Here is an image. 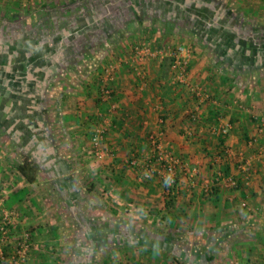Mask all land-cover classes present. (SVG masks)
<instances>
[{
	"label": "crops",
	"instance_id": "1",
	"mask_svg": "<svg viewBox=\"0 0 264 264\" xmlns=\"http://www.w3.org/2000/svg\"><path fill=\"white\" fill-rule=\"evenodd\" d=\"M53 4L55 38L11 41L0 64V197L17 212L13 237L31 231L25 264H264V0H50L47 9ZM121 13L137 19L122 25ZM154 23L161 35L166 24L189 35L188 82L211 96L196 105L197 121L188 117L194 93L172 83L167 58L122 53L134 27ZM92 26H111L98 29L111 35L83 38ZM122 58L102 100L104 67ZM104 116L110 154L97 159L90 138ZM226 123V159L240 184L206 195L200 180L212 175L222 147L215 130ZM155 132L182 160L170 190L157 173L143 177ZM228 146L251 160L248 181ZM25 156L40 167L35 183L17 171Z\"/></svg>",
	"mask_w": 264,
	"mask_h": 264
},
{
	"label": "built area",
	"instance_id": "2",
	"mask_svg": "<svg viewBox=\"0 0 264 264\" xmlns=\"http://www.w3.org/2000/svg\"><path fill=\"white\" fill-rule=\"evenodd\" d=\"M133 54L131 58L139 62H146L153 59L162 60L165 57L172 59L171 63V81L173 84H181L189 87L194 93L196 98L201 102L209 98V92L202 86L190 85L187 78V68L191 58V50L182 44L176 45L174 48H156L153 47L149 41H143L142 43H136L132 46ZM123 63L119 61L112 62L108 66L104 67L102 74V87L100 96L102 100H110L112 97V90L109 83L114 79L115 69L117 65ZM136 74L143 78L144 74L141 70H136ZM145 82H142L143 85ZM110 107L116 108V104L110 101ZM196 109V108H194ZM192 119H195V114H190ZM259 128L258 131L264 130V117H258ZM110 127V121L107 116L101 118V122L95 127L91 134L90 142L92 147V153L97 159H103L110 154V150L104 148L102 142L106 136V133ZM231 128L230 123L219 126L215 131L216 133L228 134ZM149 141L151 142L152 154L148 159L147 167L143 176L150 178L153 173H157L160 177L167 181V184H172L177 174V168L182 163L181 158L173 153L169 143L166 142L162 132H155L149 135ZM228 152V150L226 151ZM237 168L240 173L243 174L245 181L249 180L252 163L250 159H247L242 152L238 154ZM128 161L132 164L136 163L134 154L131 155ZM195 173V168L192 169ZM237 179L233 175H224L221 170H217L216 174L205 178L201 183V191L212 192L215 186H225L233 188L236 186ZM17 216V212L9 210L5 206L4 199L0 197V263L2 264H25L31 249V231L25 230L20 235L13 237L11 223ZM10 246L11 249L7 250L6 247Z\"/></svg>",
	"mask_w": 264,
	"mask_h": 264
},
{
	"label": "rangeland",
	"instance_id": "3",
	"mask_svg": "<svg viewBox=\"0 0 264 264\" xmlns=\"http://www.w3.org/2000/svg\"><path fill=\"white\" fill-rule=\"evenodd\" d=\"M49 2H50V0H0V38L3 39L2 41L8 42V44H12V42H18V40H22L24 38L25 39L27 38L30 40L35 39V40H42V41L52 40V38H55V36H53L54 35L53 30L49 29V26H50L49 21L51 19V13H52V11H54V9H52L54 7V4L50 5L51 6L50 9H47V6L49 7ZM38 9L42 10V11H39ZM56 15L54 17L57 18ZM60 15L61 14L59 13V16ZM128 15L121 13L120 21H121L122 25L126 26V24H129L128 23L129 20L130 21L133 20V23H134V20L137 19V17L132 18V15L131 16L130 15L128 16ZM54 17H53V19H54ZM116 19H117V17H116ZM146 21L148 22L150 20L147 19ZM149 25H151V22H149ZM155 25L156 26H147V30H145V31L143 30L144 28L140 29V28L134 27L132 30V34H129L127 36L129 38L128 39L125 38L129 41L130 49H128V51L124 50V52H122V53L132 56V54H133L132 46L136 43H142L143 41H149L152 44V46L156 47V48H168V47L174 48L178 44H185V45L188 44L190 46L189 48L192 52L191 43L188 40L189 35L185 31L182 32L181 30L179 31V29H178V34H173L174 33V32L172 33V31H174L173 26H170L171 30H169L167 28L166 29V35H164V34L161 35L160 29L163 28L164 26H159V25H161L160 23H156ZM132 26H134V25H132ZM135 26H139V25H135ZM166 26H168V25H166ZM105 27L109 29L111 26H108V27L107 26H104V27L92 26L91 27L92 30L88 31V33H87L88 36L83 35V38H86L88 40H93V39L101 40V39H104L102 37H105L107 35L109 37V35H111L110 30L108 31V33L103 32L104 35L98 34L101 32V31H98V29L102 30V28H103V30H104ZM144 27H146V26H144ZM182 27L184 28V26H182ZM182 27H181V29H182ZM108 29H105V30H108ZM149 29H151V30H149ZM245 33H247V32L245 31ZM123 35L124 34H122L121 37ZM124 36L122 38H124ZM62 40H64V38ZM165 58H167V60L170 61V66H171L172 59L170 57H165ZM110 63H112V62L111 61L108 62L106 64V66H108ZM136 70H141L143 72V70L140 69L139 66L136 67ZM143 74H144V72H143ZM186 88H187V86H186ZM194 96H192V104H191L192 108L188 110V117L193 122H194V120L197 121V118L199 120L200 116H199V114L197 115V111H196L195 112L196 118L192 119L189 116L190 115L189 113H191L192 109L194 111L198 110L199 106H198V108H196V105H200V104H202L201 102H203V101L200 102L196 98L194 100ZM194 107L196 109H194ZM193 130H194V127L185 128L183 134L187 138H192V137H194V134H195L194 133L192 135L191 132H193ZM209 135L212 136L213 134L209 133ZM211 138H213V137H211ZM231 148L232 147L228 146V149H231ZM238 153H239V151H234V150H232V153H229L230 155L234 156L232 162L234 163V166H236V167L238 165V160H239L238 155H237ZM213 163L217 164V161L214 160ZM216 167L217 166H215V168ZM194 168H195V173H197V170H198L197 167H194ZM215 170L217 171V169H215ZM211 174H213V173H211ZM215 174L216 173H214V175ZM211 176H213V175H209L208 177H211ZM208 177H206V178H208ZM204 179H202L200 181H203Z\"/></svg>",
	"mask_w": 264,
	"mask_h": 264
},
{
	"label": "trees",
	"instance_id": "4",
	"mask_svg": "<svg viewBox=\"0 0 264 264\" xmlns=\"http://www.w3.org/2000/svg\"><path fill=\"white\" fill-rule=\"evenodd\" d=\"M170 26H172V25H169L168 24V26H166V29L168 28L169 30H171V27ZM101 87H102V82H101L99 88L101 89ZM111 90H112V88H111ZM112 95H113V90H112ZM210 97L211 96H210V93H209V98L208 99H210ZM208 99H206V100H208ZM189 107H190L189 109L192 108V106H189ZM196 111L197 110L194 111L192 109L191 113H189V114H195L196 115V113H195ZM225 135L226 134L217 133V141L219 142L218 143V146L219 147L222 146V147L219 150V152H217L219 158H218L217 164H214V165L217 166L215 169L221 170L224 175L228 176V175H231V164H229L228 161H227V159H226V155H227L226 152H225L226 146L224 144V137H225ZM16 167H17L18 173L20 175H22L27 182L35 183V182H37L39 180V169H40V167H39V165L37 164V162L34 159H32L30 157H27V156L22 157L20 159V162H18L16 164ZM234 167L236 168V166H234ZM215 169L213 170V172H212L213 174L212 175H214V173H216V170ZM144 178H146V177H144ZM160 178L162 179L165 187L168 190L172 189L176 185V182H177L176 176L174 178V182L172 184H170V185L167 184V181L165 179H163L162 177H160ZM239 184H240V180L237 179L236 186H238ZM216 189H218L217 186H215L213 188L212 192L211 191L210 192H204V191H202V192L204 194L208 195V194L213 193Z\"/></svg>",
	"mask_w": 264,
	"mask_h": 264
},
{
	"label": "flooded vegetation",
	"instance_id": "5",
	"mask_svg": "<svg viewBox=\"0 0 264 264\" xmlns=\"http://www.w3.org/2000/svg\"><path fill=\"white\" fill-rule=\"evenodd\" d=\"M2 40L3 39L0 38V64H1V60H2L1 58L7 56L14 49V46H12L11 44H8V42H4Z\"/></svg>",
	"mask_w": 264,
	"mask_h": 264
}]
</instances>
